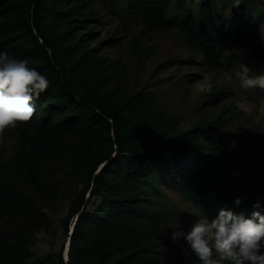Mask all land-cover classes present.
Instances as JSON below:
<instances>
[{"label":"trees","instance_id":"trees-1","mask_svg":"<svg viewBox=\"0 0 264 264\" xmlns=\"http://www.w3.org/2000/svg\"><path fill=\"white\" fill-rule=\"evenodd\" d=\"M170 1L128 0L123 15L150 32H177L207 67L223 64L236 74L244 62L249 75L264 74V27L252 48L244 30L252 13L246 3H262L252 19L257 24L264 22V0H237L226 20L213 12V0H199L197 16L189 9L180 17ZM99 25L90 0H0V50L27 57L51 82L29 121L0 132L1 147L3 135L14 139L0 152V264H32L33 236L50 231L48 213L62 199L69 201L60 221L67 261L61 247L49 264H184V242L173 243L171 232L179 225L187 230L190 220L175 213L164 187L210 217L220 208L248 215L264 196V134L224 132L230 121L205 112L181 126L156 106L145 82L124 86L125 66L91 45ZM130 53L146 57L135 39ZM231 97L210 91L205 104ZM236 196L243 197L239 206Z\"/></svg>","mask_w":264,"mask_h":264},{"label":"rangeland","instance_id":"rangeland-1","mask_svg":"<svg viewBox=\"0 0 264 264\" xmlns=\"http://www.w3.org/2000/svg\"><path fill=\"white\" fill-rule=\"evenodd\" d=\"M104 1L90 0L95 13L100 17V25L94 29L100 37L91 45L101 50L103 56L108 60L125 66L128 76L124 86L132 87L134 83H138L139 87L145 82L146 88L156 101V106L164 105L167 113L177 116L180 119L179 124L183 127L194 123L205 112L209 118L221 114L222 118L230 121L224 126V132L264 134V89L241 88L238 76L223 64L214 67L205 66L202 54L190 49L177 32H150L139 21L128 20L123 15L128 0H118L119 3L111 8L103 6ZM187 1L188 5L178 8L174 7V1L171 0L169 10L175 15L179 14L176 17H180L181 13L187 16L185 12L188 13V10L191 9L197 16L196 9L199 0ZM236 4H238L237 0H213L212 10L221 19L226 20L231 17ZM261 7V2H249L245 6V9L252 12L245 16L244 29L247 36L251 38L250 48L256 45L260 38L259 32L264 27V22L255 24L252 21L257 16V9L261 10ZM109 37L117 39L115 47L102 44V41ZM132 39H135L143 47L146 57L138 59L130 53ZM179 58L192 62L185 64L183 61L179 63L174 61ZM225 72L229 73L230 79L225 75ZM220 89L231 91L232 97L215 107L207 106L205 104L206 94ZM241 116H246V120H239ZM2 138L5 148L0 146V152L6 153V146L13 143L14 139L7 135H3ZM163 190L173 200L175 213L192 220V214L198 212L193 201L185 199L178 191L168 187H164ZM68 203L69 201L62 199L48 213L52 221L49 232L37 231L34 234L32 264H49L47 257L56 258L61 247L63 260L67 261L65 256L67 239L63 235L60 221L66 214ZM194 259V257L191 260L187 258L184 264H191Z\"/></svg>","mask_w":264,"mask_h":264},{"label":"clouds","instance_id":"clouds-1","mask_svg":"<svg viewBox=\"0 0 264 264\" xmlns=\"http://www.w3.org/2000/svg\"><path fill=\"white\" fill-rule=\"evenodd\" d=\"M249 72L247 63L238 65L240 87L264 89V74ZM225 75L231 78L228 72ZM50 83L42 71L30 66L27 57L0 50V132L29 121L36 112L35 100ZM242 200L236 196L233 204L239 206ZM251 208L248 215L226 208L211 217L197 212L192 220L186 218L190 220L187 230L182 225L172 229L171 240L184 242L185 257L195 258L191 264H264V196L253 201Z\"/></svg>","mask_w":264,"mask_h":264},{"label":"bare ground","instance_id":"bare-ground-1","mask_svg":"<svg viewBox=\"0 0 264 264\" xmlns=\"http://www.w3.org/2000/svg\"><path fill=\"white\" fill-rule=\"evenodd\" d=\"M67 250H68V244H67V247H66L65 253L67 252ZM65 256H67V255L65 254Z\"/></svg>","mask_w":264,"mask_h":264}]
</instances>
